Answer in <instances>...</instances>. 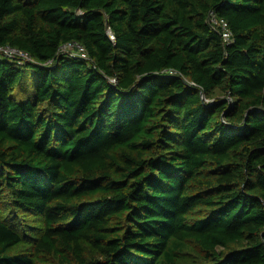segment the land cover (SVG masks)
<instances>
[{
  "label": "trees",
  "instance_id": "16d2710c",
  "mask_svg": "<svg viewBox=\"0 0 264 264\" xmlns=\"http://www.w3.org/2000/svg\"><path fill=\"white\" fill-rule=\"evenodd\" d=\"M0 47V264H264V0H0Z\"/></svg>",
  "mask_w": 264,
  "mask_h": 264
},
{
  "label": "built area",
  "instance_id": "2783aa9c",
  "mask_svg": "<svg viewBox=\"0 0 264 264\" xmlns=\"http://www.w3.org/2000/svg\"><path fill=\"white\" fill-rule=\"evenodd\" d=\"M208 21L212 28L222 35L226 43L230 44L233 42L234 34L229 26V22L226 19L219 17L214 11H211L209 13ZM60 50L62 53H66L71 57H81L87 59L85 47L78 42H69L64 44ZM0 53L10 58H17L19 60H32L31 56L27 52L10 47H0Z\"/></svg>",
  "mask_w": 264,
  "mask_h": 264
},
{
  "label": "water",
  "instance_id": "95a60500",
  "mask_svg": "<svg viewBox=\"0 0 264 264\" xmlns=\"http://www.w3.org/2000/svg\"><path fill=\"white\" fill-rule=\"evenodd\" d=\"M111 36H113L112 34H111ZM112 39H114V36L113 37H111Z\"/></svg>",
  "mask_w": 264,
  "mask_h": 264
},
{
  "label": "rangeland",
  "instance_id": "374dc122",
  "mask_svg": "<svg viewBox=\"0 0 264 264\" xmlns=\"http://www.w3.org/2000/svg\"><path fill=\"white\" fill-rule=\"evenodd\" d=\"M31 81H32V80L30 79V83H31Z\"/></svg>",
  "mask_w": 264,
  "mask_h": 264
}]
</instances>
